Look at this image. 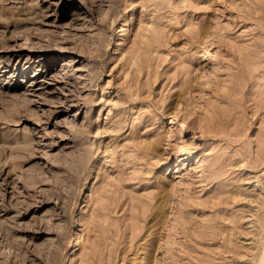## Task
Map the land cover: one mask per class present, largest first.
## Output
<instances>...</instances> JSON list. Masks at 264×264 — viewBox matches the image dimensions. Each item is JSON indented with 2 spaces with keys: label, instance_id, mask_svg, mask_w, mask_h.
<instances>
[{
  "label": "rangeland",
  "instance_id": "1",
  "mask_svg": "<svg viewBox=\"0 0 264 264\" xmlns=\"http://www.w3.org/2000/svg\"><path fill=\"white\" fill-rule=\"evenodd\" d=\"M0 264H264V0H0Z\"/></svg>",
  "mask_w": 264,
  "mask_h": 264
},
{
  "label": "bare ground",
  "instance_id": "2",
  "mask_svg": "<svg viewBox=\"0 0 264 264\" xmlns=\"http://www.w3.org/2000/svg\"><path fill=\"white\" fill-rule=\"evenodd\" d=\"M71 244H72V241H70L69 245H71Z\"/></svg>",
  "mask_w": 264,
  "mask_h": 264
}]
</instances>
